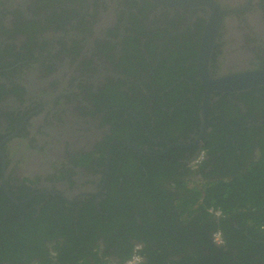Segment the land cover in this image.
<instances>
[{"label":"flooded vegetation","instance_id":"af4514ba","mask_svg":"<svg viewBox=\"0 0 264 264\" xmlns=\"http://www.w3.org/2000/svg\"><path fill=\"white\" fill-rule=\"evenodd\" d=\"M261 71L264 0H0V257L264 264Z\"/></svg>","mask_w":264,"mask_h":264},{"label":"water","instance_id":"95a60500","mask_svg":"<svg viewBox=\"0 0 264 264\" xmlns=\"http://www.w3.org/2000/svg\"><path fill=\"white\" fill-rule=\"evenodd\" d=\"M208 65L206 63V72L208 74ZM209 94H212L217 91L221 92H239L246 91L255 87L264 85V71L254 73H246L237 76H231L230 78L219 82L214 81L209 76Z\"/></svg>","mask_w":264,"mask_h":264},{"label":"trees","instance_id":"16d2710c","mask_svg":"<svg viewBox=\"0 0 264 264\" xmlns=\"http://www.w3.org/2000/svg\"><path fill=\"white\" fill-rule=\"evenodd\" d=\"M260 183H261V182H260ZM256 186H258V185L255 184L254 182H251V184H250V188H249V191H250V193H251L250 195H252V193L255 194V193L253 192V189H254ZM212 190H213V189H211L210 191L212 192ZM201 195H202V194L200 193L198 199L201 198ZM250 195L248 196L247 204L244 205V206H249L250 202L252 201ZM244 203H245V201H243L242 204H244ZM210 206H212L211 203H210L209 207H210ZM244 206H243V207L241 206L243 210H245ZM230 209H231V210H228V208L223 209V210L226 212V215L229 214V213H231V211H232L233 208L230 207ZM216 232H218V231H216ZM216 232H215V233H216ZM219 232H221V231L219 230ZM130 253H131V252H130ZM130 253H129V254H130ZM129 254H128V255H129ZM128 255H127V256H128ZM14 258H15L16 260H21V259H22V257H14ZM165 258H166V260H167V259L169 260L168 257H165ZM50 261H51V258H50V257H43V258H41V260H40L38 263H36V264H49ZM107 261H108V257H83V258L79 259L77 262H75V263H71V262H61V261L59 260V257H58V264H92V263L105 264ZM0 264H15V263H14V261L12 260L11 257H0Z\"/></svg>","mask_w":264,"mask_h":264},{"label":"built area","instance_id":"2783aa9c","mask_svg":"<svg viewBox=\"0 0 264 264\" xmlns=\"http://www.w3.org/2000/svg\"><path fill=\"white\" fill-rule=\"evenodd\" d=\"M210 212L215 214L217 217H221L223 215L222 212L216 211L214 209H210ZM213 236L216 239V240H214V242L217 245L225 244V240H222V239L218 240L217 237L219 236V233H215ZM142 259H143V255H142L141 247L139 245H137L133 248V251L130 255V258L127 261H125L123 264H141ZM109 264H121V263H109Z\"/></svg>","mask_w":264,"mask_h":264},{"label":"clouds","instance_id":"9594fccd","mask_svg":"<svg viewBox=\"0 0 264 264\" xmlns=\"http://www.w3.org/2000/svg\"><path fill=\"white\" fill-rule=\"evenodd\" d=\"M210 209H214V210H216V211H220V212H222V216L221 217H217L215 214H213L212 212H210ZM207 210H208V212L210 213V214H212L214 217H216L217 219H222V218H224V216L226 215V212L223 210V209H221V208H218V207H215V206H210V207H208L207 208ZM215 234V233H214ZM214 242V241H213ZM215 243V242H214ZM216 244V243H215ZM217 245V244H216ZM223 245H225V244H223ZM222 245V246H223ZM218 246V245H217ZM130 257V256H129Z\"/></svg>","mask_w":264,"mask_h":264},{"label":"bare ground","instance_id":"6f19581e","mask_svg":"<svg viewBox=\"0 0 264 264\" xmlns=\"http://www.w3.org/2000/svg\"><path fill=\"white\" fill-rule=\"evenodd\" d=\"M216 233H219V236L217 237V238H218V240H221V239H222V240H224V239H223V237H222V234H221V232H219V231H218V232H216ZM213 239H214V240H216V239H215V237H213ZM221 245H222V244H221ZM221 245H219V246H221ZM129 258H130V257H127V259H126V260H124L123 262H121V264H123V263H124L125 261H127ZM142 263H143V259H142ZM142 263H141V264H142ZM105 264H109V263H108V262H106Z\"/></svg>","mask_w":264,"mask_h":264},{"label":"crops","instance_id":"0c3cea01","mask_svg":"<svg viewBox=\"0 0 264 264\" xmlns=\"http://www.w3.org/2000/svg\"><path fill=\"white\" fill-rule=\"evenodd\" d=\"M168 249H173V248H168ZM87 257H99L97 252L96 253H91L90 255H88ZM107 257V256H106ZM127 257V256H126ZM94 264V263H93Z\"/></svg>","mask_w":264,"mask_h":264}]
</instances>
